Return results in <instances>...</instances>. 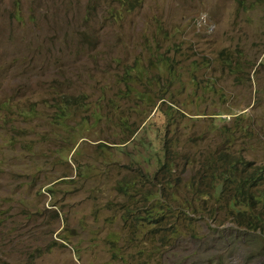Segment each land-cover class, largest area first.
Wrapping results in <instances>:
<instances>
[{"label":"rangeland","instance_id":"obj_1","mask_svg":"<svg viewBox=\"0 0 264 264\" xmlns=\"http://www.w3.org/2000/svg\"><path fill=\"white\" fill-rule=\"evenodd\" d=\"M157 95L180 155L225 151L235 131L232 149L264 163V0H0V264H264V234L222 207L133 224L163 178Z\"/></svg>","mask_w":264,"mask_h":264},{"label":"trees","instance_id":"obj_2","mask_svg":"<svg viewBox=\"0 0 264 264\" xmlns=\"http://www.w3.org/2000/svg\"><path fill=\"white\" fill-rule=\"evenodd\" d=\"M170 65L165 58L157 59L159 69H169L173 73ZM134 67H139L138 74L135 73L137 75L145 72V69L138 65V61L134 63L132 69ZM126 75L127 79L134 78L130 71H127ZM173 77L171 78L173 79ZM129 81L126 80V83L129 84ZM158 84L159 82H157ZM167 89L160 87L157 89V94ZM164 97L157 95L159 113L167 116L165 124L157 126V139L160 145V148H157L159 151V153L157 152V178L160 174L163 178H161L162 181L157 192L148 190L144 194L146 198L156 195L155 202L148 207L145 213L137 214L133 224L138 229H143L146 225L151 226L148 230L152 231L151 233H156L158 225L162 223L161 219L169 211L184 208L189 210L188 213L196 214V208L209 204L214 205V208L218 206L229 210L230 214L238 220L239 226L249 230H260L264 234V163L257 164L232 149L236 140L235 131L226 134L227 147L225 151L209 152L202 159L191 153L180 155L177 146L179 141L177 132L174 130L173 135L169 137L171 126L177 120L176 112L178 110L174 107L162 109L161 105H158V100L160 101ZM81 100L82 97H73L72 95L56 99L57 107L53 115L54 120L64 124V119L69 114L68 107L80 104ZM6 105H10V103L6 102ZM22 114L25 115V113ZM32 114L33 110L28 109L26 116ZM125 121L123 120L122 123ZM180 164H182L180 175L173 178L171 175L165 174L169 171L175 174L176 168ZM190 168L193 171L191 175L182 174ZM133 187L126 185L122 189L126 191ZM180 230L177 226L171 227L170 235L163 236L165 238V242L162 239L163 244L167 245L166 241L180 233ZM139 235L140 233L134 231V237ZM116 236L117 238L112 240L113 243H117L120 239V235ZM155 249L157 252V244Z\"/></svg>","mask_w":264,"mask_h":264}]
</instances>
